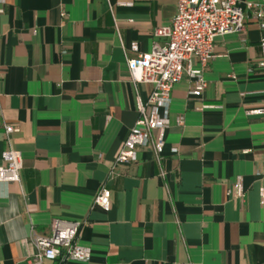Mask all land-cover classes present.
I'll return each mask as SVG.
<instances>
[{
	"label": "crops",
	"instance_id": "0c3cea01",
	"mask_svg": "<svg viewBox=\"0 0 264 264\" xmlns=\"http://www.w3.org/2000/svg\"><path fill=\"white\" fill-rule=\"evenodd\" d=\"M177 3L0 0V166L9 146L23 158L21 181L0 182V264H26L31 228L49 235L55 219L81 222L91 249L68 264H264V114L248 113L264 105L263 32L251 13L215 38L201 98L188 73L174 85L159 153L139 147L110 177L151 92L127 61L164 42L155 31ZM103 184L109 211L94 204Z\"/></svg>",
	"mask_w": 264,
	"mask_h": 264
},
{
	"label": "built area",
	"instance_id": "2783aa9c",
	"mask_svg": "<svg viewBox=\"0 0 264 264\" xmlns=\"http://www.w3.org/2000/svg\"><path fill=\"white\" fill-rule=\"evenodd\" d=\"M249 13L257 22L263 36L260 42L262 58L257 66L264 69V3L240 0H178L177 11L170 25L156 29L155 34L164 42L154 43L149 52L128 59L127 65L132 81L151 86L147 100L138 97L139 117L117 155L110 177L117 174L120 164L138 161V148L151 146L159 153L170 125L169 112L174 85L185 73L193 78L190 95L201 98L207 86L204 71L213 57L215 38L244 28ZM200 67L194 68V60ZM249 114H264V105L248 111ZM7 139L16 131L6 125ZM175 150V149H173ZM4 163L0 166V182H20L23 158L20 151L8 147L3 152ZM230 194L232 191H229ZM237 195L242 199L245 192L237 185ZM260 201L264 204V187L260 189ZM94 204L105 211L111 207V190L107 184L99 189ZM82 223L55 219L49 235L38 233L33 227L28 240L35 253L26 264H68L70 261L88 262L91 249L79 243Z\"/></svg>",
	"mask_w": 264,
	"mask_h": 264
}]
</instances>
